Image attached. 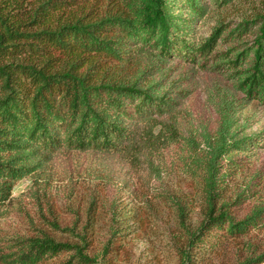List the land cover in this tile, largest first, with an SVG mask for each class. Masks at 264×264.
<instances>
[{
  "label": "trees",
  "instance_id": "1",
  "mask_svg": "<svg viewBox=\"0 0 264 264\" xmlns=\"http://www.w3.org/2000/svg\"><path fill=\"white\" fill-rule=\"evenodd\" d=\"M230 1L0 0V221L14 186L44 173L59 153L93 152L157 170L156 156L180 148L181 172L199 182L204 205L194 228L179 206L172 233L179 264H206L228 242H244L237 264L263 263L264 204L242 213L234 208L244 193L232 201L222 195L245 165L237 153L259 148L264 134L236 135L239 111L252 101L264 109V13L232 30L219 21L208 37H196L209 8ZM248 34L251 45L242 41ZM176 59L229 82L215 87L218 125L202 143L180 133V91L172 89L176 80L166 83ZM114 222L104 264L128 256V233ZM79 242L43 233L5 238L0 228V264L96 262L84 253L86 236Z\"/></svg>",
  "mask_w": 264,
  "mask_h": 264
},
{
  "label": "rangeland",
  "instance_id": "2",
  "mask_svg": "<svg viewBox=\"0 0 264 264\" xmlns=\"http://www.w3.org/2000/svg\"><path fill=\"white\" fill-rule=\"evenodd\" d=\"M263 13L264 0H231L220 8L212 6L207 16L197 22L196 37H208L210 28L219 21L224 29L232 30ZM242 41L251 45L254 36L248 34ZM218 42L221 49L223 43ZM177 61L174 60V70L166 83L176 80L172 89L180 91V133L184 138L191 134L202 143L205 136H213L218 125L212 101L215 87L227 86L229 82L223 76L197 67L192 70ZM241 96L237 93V97ZM236 118L237 138L264 130V109L255 101L239 111ZM259 139V148L237 153L245 165L238 175L226 181L222 195V200L232 201L236 194L244 193L243 204L234 208L242 213L264 204V134ZM177 149L156 156L157 170L93 152L59 153L44 173H35L14 186L0 221L2 235L28 238L43 233L59 243L81 246L79 238L86 236L90 245L84 253L96 260L91 264H104L102 249L115 221L128 233L122 240L128 256L115 259L114 264H179L172 243V233L180 222L179 206L184 209L185 224L194 228L201 220L204 198L199 182L181 172L182 151ZM243 247L244 242L223 244L207 258L206 264H237L246 253ZM259 248L257 253L264 249ZM62 259L66 261L64 256L55 259L54 264H62Z\"/></svg>",
  "mask_w": 264,
  "mask_h": 264
}]
</instances>
